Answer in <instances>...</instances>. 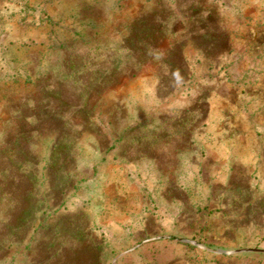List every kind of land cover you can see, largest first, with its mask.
<instances>
[{"label":"rangeland","instance_id":"374dc122","mask_svg":"<svg viewBox=\"0 0 264 264\" xmlns=\"http://www.w3.org/2000/svg\"><path fill=\"white\" fill-rule=\"evenodd\" d=\"M260 44L264 0H0V167L41 204L0 202V264H264Z\"/></svg>","mask_w":264,"mask_h":264},{"label":"trees","instance_id":"16d2710c","mask_svg":"<svg viewBox=\"0 0 264 264\" xmlns=\"http://www.w3.org/2000/svg\"><path fill=\"white\" fill-rule=\"evenodd\" d=\"M71 153L70 148H68ZM15 168L11 169L10 165L0 167V202L5 200L7 206L16 213L19 225L16 229L24 227L25 221L35 212L40 209V202L35 199L33 192L36 182L35 171L31 167L24 169L22 165H32V160L29 157H24L22 161L6 159ZM61 156L51 159V169L56 174V179L60 182L54 184V189L61 190L65 181V168L61 163ZM3 158H0V162ZM2 164V163H0ZM56 183V182H55Z\"/></svg>","mask_w":264,"mask_h":264},{"label":"crops","instance_id":"0c3cea01","mask_svg":"<svg viewBox=\"0 0 264 264\" xmlns=\"http://www.w3.org/2000/svg\"><path fill=\"white\" fill-rule=\"evenodd\" d=\"M255 44L257 43L256 40L254 42ZM264 49V45H256V47H252L248 49V52L246 51L244 54L248 57L253 55L256 52L262 51ZM247 57V58H248ZM247 70H249V73H252V75L259 77V82H257L253 86H249L250 90L253 91V94H255L253 101L254 105H259V103H264V70L263 71H258L255 68H250L248 67Z\"/></svg>","mask_w":264,"mask_h":264}]
</instances>
